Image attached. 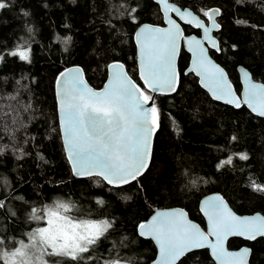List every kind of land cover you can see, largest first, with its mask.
<instances>
[{
  "label": "trees",
  "instance_id": "16d2710c",
  "mask_svg": "<svg viewBox=\"0 0 264 264\" xmlns=\"http://www.w3.org/2000/svg\"><path fill=\"white\" fill-rule=\"evenodd\" d=\"M171 1L202 16L199 10L219 8L221 29L216 35L223 51L211 50V54L226 68L238 91L240 64L264 82V0ZM9 4L0 10V52L30 45L31 62L5 57L0 63V199L8 206L7 211L0 209L4 241L0 252L27 240L28 233L44 223L31 217L56 201L71 203L70 215L77 219L113 222L94 252L99 264L116 258L124 264H150L157 250L150 239L139 235L138 225L156 208H185L205 226L200 200L219 192L240 214H264V192L250 187L253 182L264 185V119L246 107L236 109L213 100L194 74H184L190 59L184 49L178 90L156 100L160 128L148 170L120 187L97 176L73 177L61 140L56 77L79 65L90 84L100 88L108 64L122 61L140 82L134 34L142 23L163 24L154 0H9ZM131 8L136 9L132 13L136 23L129 18ZM184 28L198 33L190 26ZM57 36L71 37V42L66 45ZM236 153H247L249 159L241 160ZM228 155H233L232 164L217 169ZM99 199L104 203H97ZM244 245L252 249L253 264H264L263 237L229 241L233 249ZM178 264L215 262L203 249L187 254Z\"/></svg>",
  "mask_w": 264,
  "mask_h": 264
},
{
  "label": "snow or ice",
  "instance_id": "6c2138e0",
  "mask_svg": "<svg viewBox=\"0 0 264 264\" xmlns=\"http://www.w3.org/2000/svg\"><path fill=\"white\" fill-rule=\"evenodd\" d=\"M156 2L163 5L162 14L168 27L145 24L136 32L140 78L145 88L129 77L119 62L108 66L112 70L111 77L101 91H95L87 85L83 78L84 70L80 67L65 69L57 77L60 132L68 159L72 162L73 173L77 176H98L108 185L119 186L136 180L148 168L151 138L159 127L160 116L149 90L152 93L177 91L180 78L175 61L180 41L194 55L193 66L189 71L201 78V84L209 89L214 99L224 100L236 108H240L241 103L247 104L253 112L264 117V84L253 82L251 74L240 69L246 87L243 98L236 96L227 80V73L207 55L209 49L223 51L220 44L209 35L213 28L220 27L214 15L199 10L210 22V26H207L192 10L180 9L169 3V0ZM9 6V0H0V10L8 9ZM135 12V8L129 10V18L133 23H136L132 15ZM212 12L218 13L219 10L214 9ZM184 15L193 17L196 21L194 27L203 30L201 38L184 35V29L178 22L184 20ZM186 23L192 25V20ZM27 30L33 31L30 27ZM56 39H62L66 45L71 42V37L57 36ZM205 43L208 48L204 47ZM30 54V45H18L14 50L0 52V63L4 62L5 57L31 62ZM149 102L150 106H146ZM9 114L2 113L4 116ZM236 139L235 136L231 137L232 141ZM233 155L241 160L249 159L247 153ZM233 155L221 160L217 169L226 164L231 165ZM250 187L253 191L264 192V185L253 182ZM97 203L103 204L104 201L99 199ZM203 203L205 207L202 211L209 223L207 232L189 221L186 213L179 209L157 211L150 220L138 225L139 234L151 237L158 245L159 264H176L180 257L193 249L204 247L212 250L219 264H226V257H242L250 251L228 252L224 243L229 236H243L249 240H255L257 236L264 237V217L238 216L219 195L208 197ZM72 208L71 203L56 201L46 206L41 215H33L32 219L44 220L47 226L28 233L30 244L21 240L20 247L11 253L0 252V260H4L5 264H33L34 253L30 254V250L35 249L39 252V255H35L39 264H48L43 259L45 255L67 258L74 264H99L94 252L101 239L106 238L112 229L113 222L106 219H77L70 215ZM0 209L8 210L4 199H0ZM32 211L35 213L37 210L34 208ZM15 214L11 212V215ZM3 243V239H0V245ZM56 264H61V261L57 260ZM103 264H122V261L119 258L105 259Z\"/></svg>",
  "mask_w": 264,
  "mask_h": 264
},
{
  "label": "water",
  "instance_id": "95a60500",
  "mask_svg": "<svg viewBox=\"0 0 264 264\" xmlns=\"http://www.w3.org/2000/svg\"><path fill=\"white\" fill-rule=\"evenodd\" d=\"M154 2H155L156 4H158V3L156 2V0H154ZM169 3L174 4L175 6H177V7L180 8V9H189V10H192L194 13H197V14L199 15L200 19H203V20L205 21V24H206L207 26H210V22L207 20V18H204L199 12L195 11L193 8H191V7H189V6H187V7H182V6H180L179 4H177V3H175L174 1H171V0H169ZM158 6H159L160 11H161V13H162L163 5L158 4ZM214 9H218V10H219V8H211V9L207 10V12H209L210 14H213V15H214L215 20H216V23H218V24L220 25V27H219V29H214V28H213V29L211 30V32L209 33V35H211V36H212V37H213V38H214V39L220 44L219 38H218V36L216 35V33H218V32L220 31V29H221V24H220V22L218 21V18H219V16H220V10H219L218 13H213L212 10H214ZM162 15H163V14H162ZM173 18H176V17L173 16ZM188 20H192V25H189V24L186 23V21H188ZM178 22L181 24V27L184 29V35H185V36H194V37H196L197 39H199V38H201V37L203 36V30H202V29H197V28L194 27V24H195L196 21L193 19V17L188 16V15H184V20H183V21L178 20ZM145 24H147V25L159 26V27H168L167 23L165 22V17L163 16V24H154V23L145 22V23L140 24V25L137 27V29L135 30L134 39H135L136 50H137V67H138V74H139L140 82H138L136 79H134V78L131 76V74L128 72L127 67H126V64H125L124 62H122V61H113V62H110V63L108 64V66L111 65V64H113V63H116V62H119L120 64H122V65L124 66L123 71H124L129 77H131V78H132V79H133V80H134V81H135V82H136L141 88H145V85H144L143 81H142L141 78H140V53H139V46H138V44H137V40H136V32L139 30V27H140V26L145 25ZM185 25H186V26H190V27H192L194 30L199 31V33H195V32L187 33L186 30H185V28H184ZM204 47H205V48H208V44L205 43ZM182 49H184V50L189 54V56H190L189 63H188L187 67H186L185 70H184V74H186V75H187V74H190V73H191V74H194V75L198 78L199 85H200V86H201V87H202V88H203V89H204V90L210 95V97H211L213 100L218 101V102H220V103H223V104H226V105H229V106H231V107L236 108V107H235L234 105H232V104H227V103H225L224 100H216V99H214L213 96H212V94H211V92L209 91V89H208V88H205V87L201 84V82H200L201 78H200L199 76H197L195 72H190V71H189V69H191L192 66H193L194 55H193V53H192L191 51L188 50V47L184 44L183 41H180V43H179V50H178V54H177L176 61H175L176 69H177V72L179 73V78H180V80H181V72H180V68H179V59H180V55H181ZM211 50L216 51L215 49H209L208 52H207V55L210 57V59H211L215 64H218L221 68L224 69L225 73H227V80L230 82L231 87H232V89L234 90L236 96H239V97L243 98V96H244V92H245V87H246L245 84H244V81H243V73L241 72L240 69H245V70H247V71L251 74V79H252L253 82H255V83H257V84H264L263 81L254 78L252 72H251L246 66L240 64V65H238V67H237V71H238V74H239V80H240V84H241V89H240V91H238L237 88H236V86H235V84H234V82L232 81V79H231V77H230L228 71L226 70V68H225L220 62H218V61L213 57V55L211 54ZM216 52H217V51H216ZM220 52H221V51H220ZM220 52H218V53H220ZM74 67H80V68H82V67L79 66V65H73V66L67 67L66 69H68V68H74ZM82 69H83V68H82ZM64 70H65V69H64ZM64 70H63V71H64ZM63 71H61V72H63ZM111 71H112V70L109 69V67H107V78H106V81H105V83L103 84V86L100 87V88H96V87H94L92 84H90V82L87 80V78H86V76H85L84 71H83V78H84L85 82L87 83V85H88L89 87H91L93 90H95V91H101V90H103L105 84H107L108 80L110 79V77H111ZM61 72H60V73H61ZM60 73H59V74H60ZM59 74H58V76H59ZM58 76H57V77H58ZM57 77H56V80H57ZM56 80H55V96H56V101H57V85H56ZM177 90H178V89H177ZM174 93H175V92H172V93H164V92L152 93V92L149 90V94L153 96L154 101H155V104L157 103L156 100H157L158 96H160V95H171V94H174ZM150 104H151V102H149V105H146V106H150ZM156 107H157V105H156ZM242 107H246V108H247L252 114H254V115H256V116H258V117L264 119V117H261V116H259L256 112H253L252 109L249 108L247 104L241 103V107H240V108H242ZM240 108H236V109H240ZM57 112H58V119H59V125H60V114H59V111H58V101H57ZM159 128H160V116H159V127L156 129V132L153 134V136H152V138H151V156H150V159H149V162H148V168H149V166H150V164H151V161H152L154 142H155L156 135H157V133H158V131H159ZM61 140H62V144H63V146H64V141H63V139H62V134H61ZM64 150H65V147H64ZM65 154H66L67 159H68V155H67L66 150H65ZM68 161H69V164H70L71 169H72V172H73L72 162H71L69 159H68ZM148 168L145 169L144 173L148 170ZM144 173H143V174H144ZM143 174H142V175H143ZM142 175H141V176H142ZM141 176L137 177L136 180H138ZM73 177H74V178H88V176H77V175H75L74 173H73ZM92 177H95V176H92ZM97 177H98V176H97ZM100 178H102V177H100ZM102 179H103V178H102ZM136 180H132L130 183L135 182ZM105 182H106V181H105ZM130 183H128V184H130ZM125 185H127V184H121V185H119V186H113V187H120V186H125ZM110 186H111V185H110ZM217 195L223 197V195H222L221 193H219V192H213V193H210V194L205 195V196L202 197V199L200 200L199 207H200V211H201V213L203 214V216H204V218H205V226H202L200 223H198L197 221L193 220V219L190 217L188 211H187L185 208H182V207H179V206L164 207V208H156V209L154 210V212L151 214V216H150L146 221L150 220L151 217H152L153 215H155V213H156L157 211H171V210H174V209H179V210H183V212L186 213V218H187L189 221H191V222L194 223V224H197V225H198L203 231L207 232V230H208V228H209V223H208V218H207V216H205L204 211H202V208L205 207V205H204L203 202H204L208 197H213V196H217ZM223 199H224L225 203L227 204V206H228V207H229L234 213H236V215H238V216H259V217H264V214H263L262 212H255V213H253V214H240V213H238L237 211H235V210L232 208V206L228 203V201H227L224 197H223ZM146 221H144V222H146ZM138 233H139V228H138ZM139 235H140V234H139ZM140 236H141V235H140ZM142 237H143V236H142ZM144 238H148V239H150V240L153 242V244L155 245L156 250H157L156 257H155V259H154L150 264H159V260H160V252H159V247H158V245L156 244L155 240H153L151 237H144ZM232 238H242V239H244V240H246V241L253 242V241H256V240L259 239V238H262V236H257L255 240H249V239H246V238L243 237V236H229L228 239H227V240L225 241V243H224V248H225L228 252H230V253H241V251H242L243 249H249V250H250L246 255H243L242 257H241V256L226 257V264H241V262H242V264H253V263L251 262V256H252V249H251V247L248 246V245H244V246H242V247H240V248H237V249L230 248V247H229V241H230V239H232ZM263 238H264V237H263ZM210 239H211V237H210ZM203 249L208 250V252H209L211 258L213 259V261L215 262V264H219V262H218V261L216 260V258L213 256V254H212V250H211L210 248H207V247H204V248H197V249H193V251H191L190 253H192V252H194V251H198V250H203ZM187 254H189V253H187ZM187 254H185L184 256L180 257V259L176 261V264H178V263L183 259V257H185Z\"/></svg>",
  "mask_w": 264,
  "mask_h": 264
},
{
  "label": "rangeland",
  "instance_id": "374dc122",
  "mask_svg": "<svg viewBox=\"0 0 264 264\" xmlns=\"http://www.w3.org/2000/svg\"><path fill=\"white\" fill-rule=\"evenodd\" d=\"M72 209H74V207H73ZM45 226H47V225H46V221H44L43 224H41V225H39L38 227H36V229L39 228V227H45ZM22 241H24L25 244H30V243H31V241H30V239H29V236H28V239H27V240H22ZM37 243H38V242H37ZM17 247H20V244H18L16 247H14V248H10V250H6V251H4V252L11 253V252L14 251L15 248H17ZM33 253H34V255H33V264H39V261H36V260H35V255H39V252H38L37 250H35V249H31V250H30V254H33ZM43 259H44V260H47V261H48V264H52L53 262H55V261L58 260L57 258L49 257V256H47V255H45V256L43 257ZM122 264H124V263H122ZM126 264H127V263H126Z\"/></svg>",
  "mask_w": 264,
  "mask_h": 264
},
{
  "label": "flooded vegetation",
  "instance_id": "af4514ba",
  "mask_svg": "<svg viewBox=\"0 0 264 264\" xmlns=\"http://www.w3.org/2000/svg\"><path fill=\"white\" fill-rule=\"evenodd\" d=\"M205 18V17H204ZM219 21V20H218ZM198 33H199V31H198Z\"/></svg>",
  "mask_w": 264,
  "mask_h": 264
}]
</instances>
